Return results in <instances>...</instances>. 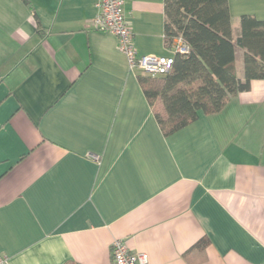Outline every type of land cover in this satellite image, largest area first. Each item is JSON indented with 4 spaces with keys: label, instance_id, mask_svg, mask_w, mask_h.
<instances>
[{
    "label": "crops",
    "instance_id": "crops-1",
    "mask_svg": "<svg viewBox=\"0 0 264 264\" xmlns=\"http://www.w3.org/2000/svg\"><path fill=\"white\" fill-rule=\"evenodd\" d=\"M235 43L264 0H227ZM96 0H0V255L9 264H264V78L163 135ZM138 56L163 0H125ZM244 50L235 46L243 81ZM201 240V249H193Z\"/></svg>",
    "mask_w": 264,
    "mask_h": 264
},
{
    "label": "trees",
    "instance_id": "trees-1",
    "mask_svg": "<svg viewBox=\"0 0 264 264\" xmlns=\"http://www.w3.org/2000/svg\"><path fill=\"white\" fill-rule=\"evenodd\" d=\"M164 40H181L186 54H175L162 77L139 76L138 82L163 135L194 122L199 114L220 112L227 101L264 78V21L242 16L235 43L227 0H163ZM235 46L244 50V79L235 73ZM201 240L193 249L203 248Z\"/></svg>",
    "mask_w": 264,
    "mask_h": 264
},
{
    "label": "built area",
    "instance_id": "built-area-1",
    "mask_svg": "<svg viewBox=\"0 0 264 264\" xmlns=\"http://www.w3.org/2000/svg\"><path fill=\"white\" fill-rule=\"evenodd\" d=\"M125 0H96L98 14L95 18V27L102 32L115 36L118 51L126 58L130 71L151 78L167 75L174 64L175 54H186L188 48L181 40H177L169 49L168 57L153 55L138 56L132 43V35L124 15ZM111 264H148V257L143 253H132L127 246L116 240L110 247ZM0 264H9L6 256L0 255Z\"/></svg>",
    "mask_w": 264,
    "mask_h": 264
}]
</instances>
